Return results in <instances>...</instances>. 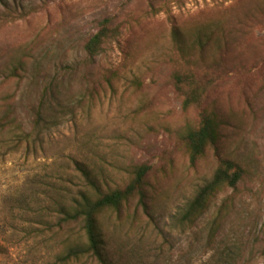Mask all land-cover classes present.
I'll list each match as a JSON object with an SVG mask.
<instances>
[{"label":"rangeland","instance_id":"1","mask_svg":"<svg viewBox=\"0 0 264 264\" xmlns=\"http://www.w3.org/2000/svg\"><path fill=\"white\" fill-rule=\"evenodd\" d=\"M8 1L38 10L0 13V119L10 105L27 123L51 79L73 113L31 149L11 150L0 127V264H60L64 233L51 209L80 185L77 162L105 190L150 167L143 197L98 215L113 264H264V0ZM109 16L112 36L91 59L84 44ZM188 70L206 92L186 110L174 75ZM204 111L221 120V137L193 164L183 136ZM222 158L243 167L242 180L183 224Z\"/></svg>","mask_w":264,"mask_h":264},{"label":"trees","instance_id":"2","mask_svg":"<svg viewBox=\"0 0 264 264\" xmlns=\"http://www.w3.org/2000/svg\"><path fill=\"white\" fill-rule=\"evenodd\" d=\"M7 20H18L36 12L37 7L28 9L15 7L8 0H0ZM113 18H103L99 30L93 33L84 44L83 50L91 59L96 58L103 50L104 44L112 36ZM178 32L174 37L179 43ZM10 75V67L7 69ZM176 89L183 95V108L189 109L199 105L206 92L205 83L192 70L177 71L174 75ZM10 111V105L0 119L1 133L5 132L4 144L11 150L23 144L28 149L42 142L44 135L52 127L59 125L64 116L73 113L70 104L63 103L59 86L53 79L46 82L40 100L31 106V118L27 123H18ZM221 120L214 113L204 111L198 126L188 125L183 139L191 162L196 163L211 146L216 147L221 137ZM76 168L83 179L76 190H68L56 201L51 209L56 223L64 236L61 242L63 250L57 256L60 264H69L84 260L90 264H113L104 251L98 215L107 209H116L139 193L143 197V184L150 169L143 165L136 169L135 176L123 188L105 190L92 175L91 171L80 163ZM245 171L237 162L222 158L212 174L195 192L194 196L183 207L180 221L183 224L194 222L204 212L211 199L224 188H236ZM222 208L210 223L211 239L217 236L223 226ZM78 228V229H77ZM215 236V237H216ZM262 253L264 255V246Z\"/></svg>","mask_w":264,"mask_h":264}]
</instances>
